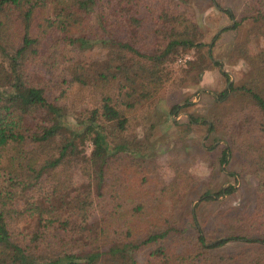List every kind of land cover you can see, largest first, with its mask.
I'll return each instance as SVG.
<instances>
[{"label": "trees", "instance_id": "obj_1", "mask_svg": "<svg viewBox=\"0 0 264 264\" xmlns=\"http://www.w3.org/2000/svg\"><path fill=\"white\" fill-rule=\"evenodd\" d=\"M186 3L0 0V264H264V46L247 48L250 34L264 38V0H246L228 27L240 31L228 56L252 75L233 85L221 71L220 96L229 90L236 107L208 127L219 123L229 140L219 161L238 154L254 176L251 209L221 217L213 240L192 209L188 233L178 219L188 171L172 158L164 179L131 134L133 113L171 79L179 55L194 52L180 68L191 81L221 67ZM107 20L127 37L98 36ZM107 42L91 68L85 53ZM231 240L254 247L211 252Z\"/></svg>", "mask_w": 264, "mask_h": 264}, {"label": "rangeland", "instance_id": "obj_2", "mask_svg": "<svg viewBox=\"0 0 264 264\" xmlns=\"http://www.w3.org/2000/svg\"><path fill=\"white\" fill-rule=\"evenodd\" d=\"M183 8L193 17L202 34L200 40L205 44L203 50L209 49V59L219 61L221 67L212 66L195 81H191L180 69L183 65L173 60L168 64L173 72L171 79L148 103L141 104L133 113L135 120L131 134L135 140L147 143L148 148L144 149V153L152 152L151 158L156 163L157 172L164 179L168 180L172 174L167 165L170 159L185 166L192 181L178 209L180 226L190 234L195 233L191 214L194 209L207 240H213L221 236L217 233L221 217L244 207L250 210L253 206L254 176L243 166L238 154L228 155L227 162L221 163V151L229 140L219 123L208 130L212 115L222 116L236 107V96L232 97L229 90L224 97L220 96L226 87V79L221 71L226 73L233 85L246 82L252 75L247 61L228 56L232 43L240 33L238 28L228 27L244 14L246 0H187ZM224 9L231 11L232 20ZM92 22H95L94 15ZM106 24L108 27L104 30L97 29L98 36L127 37L119 26L111 25L110 20ZM247 25L243 23L239 30L245 31ZM94 26L97 27V24ZM261 46H264V38L250 34L248 51L253 54ZM110 50L108 42L106 45L97 44L84 56L89 66L94 68L101 59L106 58ZM186 54L191 57L194 52L190 50ZM87 147L86 152L89 144ZM229 185L233 186L231 193L215 195L218 190ZM252 247L253 244L231 240L211 252L234 253Z\"/></svg>", "mask_w": 264, "mask_h": 264}, {"label": "built area", "instance_id": "obj_3", "mask_svg": "<svg viewBox=\"0 0 264 264\" xmlns=\"http://www.w3.org/2000/svg\"><path fill=\"white\" fill-rule=\"evenodd\" d=\"M189 54H181V55H179L176 59H175V63L176 64H179V65H181V64H183L187 59H189Z\"/></svg>", "mask_w": 264, "mask_h": 264}, {"label": "water", "instance_id": "obj_4", "mask_svg": "<svg viewBox=\"0 0 264 264\" xmlns=\"http://www.w3.org/2000/svg\"><path fill=\"white\" fill-rule=\"evenodd\" d=\"M214 7H215V8H218L215 4H214Z\"/></svg>", "mask_w": 264, "mask_h": 264}]
</instances>
